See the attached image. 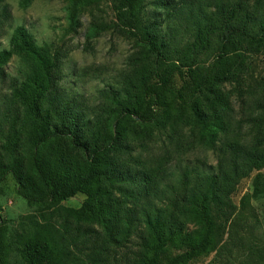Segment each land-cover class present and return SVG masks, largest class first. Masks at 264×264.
I'll return each mask as SVG.
<instances>
[{"label":"trees","instance_id":"trees-1","mask_svg":"<svg viewBox=\"0 0 264 264\" xmlns=\"http://www.w3.org/2000/svg\"><path fill=\"white\" fill-rule=\"evenodd\" d=\"M100 1L65 0L68 29L84 11L92 34L116 32L139 50L120 89H109L90 116L59 93V54L23 25L0 50V67L11 55L25 67L3 99L0 183L10 178L37 206L11 233L0 214V264H191L225 233L240 179L253 172L250 195L264 193V144H215L229 129L225 86L234 83L240 95L251 58L264 55V0H211L214 12L180 46L168 44L159 20L143 18L146 0H105L108 22L92 12ZM209 47L211 58L198 61ZM160 135L176 152L194 144L216 150L213 170L198 169L190 180L185 166L172 182L167 158L151 165L132 154L136 141L162 143ZM76 194L83 195L77 207L59 204Z\"/></svg>","mask_w":264,"mask_h":264},{"label":"rangeland","instance_id":"rangeland-1","mask_svg":"<svg viewBox=\"0 0 264 264\" xmlns=\"http://www.w3.org/2000/svg\"><path fill=\"white\" fill-rule=\"evenodd\" d=\"M156 1L146 0L142 15L143 18L159 20L160 31L170 46L190 43L194 25L214 12L211 0H163L167 2L165 6L155 4ZM2 5L4 13L1 12ZM65 7V0H29L24 6L19 5L18 0H0V50L7 48L13 28L23 25L37 45L48 46L59 54L56 72L59 93L65 100L74 98L90 116L104 101V94L109 89H120L123 78L131 69L129 57L139 50V45L133 39L109 30L92 34L88 25L90 16L84 11L79 13V25L70 31ZM92 12L104 22L112 19L108 1H100ZM214 51V47L202 50L197 60H209ZM24 70V62L15 55L1 65L0 116L10 78ZM244 77L240 95V88H235L234 83L225 86L230 92L231 102L229 129L218 135L216 145L222 140H237L245 144L255 140L260 145L264 144V55L251 58ZM248 89L251 92L248 93ZM160 138L162 143L156 137L140 143L136 141L132 154L151 165L159 158H167L168 171L171 172L168 179L172 182L185 166L190 171V180L198 169L213 170L219 154L216 150L194 144L176 152L172 142L168 143L164 135ZM261 172L264 173V168ZM253 174L240 179L230 194L235 212L221 239L214 249L191 264H264V193L250 195ZM242 196H247L243 202ZM82 198V194H76L59 204L77 207ZM36 208L35 204L27 203L15 193L10 178L0 183V214L8 233L17 230L27 216L35 214Z\"/></svg>","mask_w":264,"mask_h":264}]
</instances>
